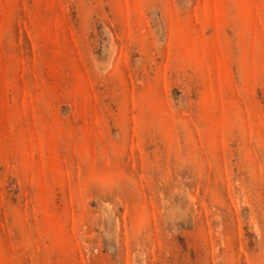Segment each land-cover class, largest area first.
I'll use <instances>...</instances> for the list:
<instances>
[{"label": "rangeland", "instance_id": "1", "mask_svg": "<svg viewBox=\"0 0 264 264\" xmlns=\"http://www.w3.org/2000/svg\"><path fill=\"white\" fill-rule=\"evenodd\" d=\"M0 264H264V0H0Z\"/></svg>", "mask_w": 264, "mask_h": 264}]
</instances>
